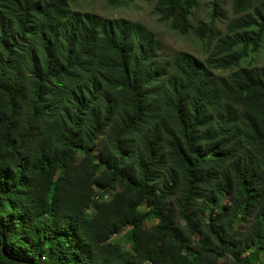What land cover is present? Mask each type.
I'll return each instance as SVG.
<instances>
[{
    "label": "trees",
    "instance_id": "16d2710c",
    "mask_svg": "<svg viewBox=\"0 0 264 264\" xmlns=\"http://www.w3.org/2000/svg\"><path fill=\"white\" fill-rule=\"evenodd\" d=\"M76 1L0 0V264H264V0Z\"/></svg>",
    "mask_w": 264,
    "mask_h": 264
},
{
    "label": "rangeland",
    "instance_id": "374dc122",
    "mask_svg": "<svg viewBox=\"0 0 264 264\" xmlns=\"http://www.w3.org/2000/svg\"><path fill=\"white\" fill-rule=\"evenodd\" d=\"M210 0H198V5L194 9V19L206 20L208 17V11L210 9ZM230 2L227 0L224 8L230 14ZM71 7H75L80 11H93L107 18H117L123 17L133 21H139L147 28L156 32L162 42L163 52L169 56L173 55L179 50H185L198 58H203L204 45L201 41L194 38V36L185 35L181 36L176 32L172 31L169 26L165 23H162L158 20L157 15L152 12L153 2L148 0H135L131 3H128L125 6L120 7H110L107 4L106 0H77L76 3H72ZM227 20L217 21V26L222 31H225ZM242 64H252L260 65L264 64V46L259 48L257 52L250 53V55L243 61ZM218 74L221 73L220 70H217ZM155 221L149 222L153 224ZM125 230H122L120 233L112 236L113 238L121 237ZM125 243V239H122ZM125 247H128V244L125 243ZM228 264V260H225Z\"/></svg>",
    "mask_w": 264,
    "mask_h": 264
}]
</instances>
